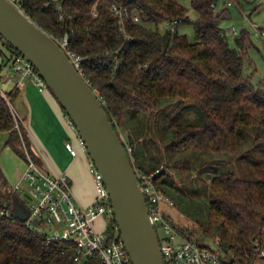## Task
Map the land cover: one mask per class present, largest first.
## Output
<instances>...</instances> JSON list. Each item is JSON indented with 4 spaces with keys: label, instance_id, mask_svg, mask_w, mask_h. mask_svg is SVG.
I'll return each instance as SVG.
<instances>
[{
    "label": "trees",
    "instance_id": "obj_1",
    "mask_svg": "<svg viewBox=\"0 0 264 264\" xmlns=\"http://www.w3.org/2000/svg\"><path fill=\"white\" fill-rule=\"evenodd\" d=\"M244 1L229 0L221 8L218 0H191L198 13L191 41L178 30L190 22L189 9L180 0H18L48 33L67 36L68 48L84 58L79 70L124 136L136 172L153 174L180 208L195 206V213L200 203L167 171L171 158L186 159L200 170L211 155L236 153L245 127H264V81L253 82L256 68L250 57L256 45L246 28L233 45L221 25L232 16L227 5L242 13ZM160 24L168 28L161 30ZM0 41L10 52L2 70L5 64L13 66V56L20 52L1 35ZM6 92L9 99L0 93L5 144L23 159L27 149L38 161L23 117L12 111L20 91ZM168 98L196 104L201 119L161 120L156 112ZM202 189L205 220L182 226L167 215L172 225L185 237L214 243L231 264H264V179L218 169ZM18 206L28 209L9 187L0 164V264H103L97 252L77 260L73 241H49L45 226L31 227L16 215ZM106 232L110 238L120 234L114 216Z\"/></svg>",
    "mask_w": 264,
    "mask_h": 264
},
{
    "label": "built area",
    "instance_id": "obj_2",
    "mask_svg": "<svg viewBox=\"0 0 264 264\" xmlns=\"http://www.w3.org/2000/svg\"><path fill=\"white\" fill-rule=\"evenodd\" d=\"M11 1L21 7L18 0ZM233 31L237 33V30ZM257 33L264 40V29H257ZM54 38L79 70L84 58L68 48V37ZM13 68L23 77H29L41 90L48 88L46 81L23 54L16 53L13 56ZM5 82L4 78H0V93L9 99ZM12 111L15 117L19 115L13 105ZM67 124L77 135L78 143L89 159V168L96 184L95 200L89 206L78 203L69 176L50 172L26 149V166L13 190L27 199V202L24 200L28 208L27 224L34 227L33 220L38 219L39 226L48 229L46 232L49 241L75 242L79 261L97 252L103 264H133L121 234L110 238L106 232L114 210L103 175L90 158L86 143L70 117H67ZM65 146L73 157L79 155L73 137L66 140ZM136 173L148 203L151 221L158 234L165 264L166 261L168 264H231L210 242H200L180 233L167 218V215H171L169 211L175 207L174 199L156 184L153 174ZM102 215L107 223L105 229L99 232L96 222Z\"/></svg>",
    "mask_w": 264,
    "mask_h": 264
},
{
    "label": "water",
    "instance_id": "obj_3",
    "mask_svg": "<svg viewBox=\"0 0 264 264\" xmlns=\"http://www.w3.org/2000/svg\"><path fill=\"white\" fill-rule=\"evenodd\" d=\"M0 35L32 62L75 123L103 175L133 264H165L140 180L96 90L55 38L11 0H0ZM15 212L28 218L21 206ZM33 224L38 226L39 220Z\"/></svg>",
    "mask_w": 264,
    "mask_h": 264
},
{
    "label": "rangeland",
    "instance_id": "obj_4",
    "mask_svg": "<svg viewBox=\"0 0 264 264\" xmlns=\"http://www.w3.org/2000/svg\"><path fill=\"white\" fill-rule=\"evenodd\" d=\"M180 2L189 9L190 22L178 25V30L181 33H186L191 41L196 39V33L193 25V21L196 20L198 13L191 6V0H180ZM229 0H218V5L223 8L225 3ZM245 11L241 13L236 5H227V8L231 12V17L225 19L221 22V25L226 29L229 36L230 42L234 45L235 39L239 37L241 31L246 28L251 36L252 41L256 45L250 49V57L256 70L253 74V82L255 84L264 81V40L258 35L257 29H264V0H247L243 2ZM168 28L166 24H160V29L164 30ZM237 30V33L233 31ZM0 47L2 52H0V64L9 57L10 52L5 47V44L0 41ZM251 72L253 68L247 67ZM11 75L17 79L20 74L14 70L12 64H5L0 70V75ZM9 91V87L5 88ZM13 106L17 111H21L19 102L15 100ZM156 114L161 118V120H189V121H199L201 119L202 113L200 108L191 102L183 101L178 98H168L162 101ZM22 115V114H21ZM20 117V116H19ZM24 117V116H22ZM23 124L25 121L23 120ZM246 137L241 141L239 149L234 154H221V155H211L207 164L199 169H192L186 159H176L171 158L170 165L167 167V171L170 176L175 180V183L186 191L188 194L193 196L197 202L200 203L201 207L194 212L193 209L187 210L184 207H179L175 201V207H173L169 212L172 218L182 226L194 227L195 219L205 220V201L207 199L205 195L204 188L210 182V175H212L214 170L218 169H229L234 171L237 175L241 177L254 178V179H264V127L254 126L245 127ZM8 134L6 132H0V164L3 170L7 174L9 180V187L13 189V186L18 181V172L23 169L24 161L17 155L14 150L5 144ZM73 137L75 146L79 152L78 158L83 154V150L78 143L77 135L71 133ZM123 139L124 136L121 135ZM81 167H78L80 170ZM84 168V165H83ZM86 177H82L83 187L86 188L87 194L96 195V184L94 181L93 174L89 168V159L85 161ZM82 173V171H81ZM70 181L75 187L76 181L68 175ZM198 189L194 192V189ZM193 191V192H192ZM24 198V197H23ZM27 202V199H24ZM191 206V205H190ZM185 208H189L186 206ZM106 218L102 215L97 219L96 228L99 232H102L106 227ZM48 230V229H45ZM209 242V241H207ZM212 247L216 245L210 242Z\"/></svg>",
    "mask_w": 264,
    "mask_h": 264
},
{
    "label": "crops",
    "instance_id": "obj_5",
    "mask_svg": "<svg viewBox=\"0 0 264 264\" xmlns=\"http://www.w3.org/2000/svg\"><path fill=\"white\" fill-rule=\"evenodd\" d=\"M3 78L10 89L18 88L20 91L16 99L21 107L19 113L24 116L32 147L40 164L50 172L71 175L76 181L73 187L76 200L83 206L91 205L96 195L87 194L82 181V177L87 176L85 161L88 158L85 153L79 158L73 157L67 150L65 142L72 137L73 132L58 99L49 89L41 90L29 77H23L22 74L17 79L9 74ZM23 161L25 165L18 172V177L26 166L25 159ZM78 167H81L82 173Z\"/></svg>",
    "mask_w": 264,
    "mask_h": 264
}]
</instances>
